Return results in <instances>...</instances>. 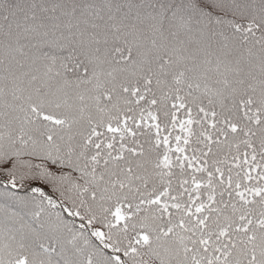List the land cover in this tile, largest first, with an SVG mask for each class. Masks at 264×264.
I'll return each instance as SVG.
<instances>
[{
	"label": "snow or ice",
	"instance_id": "1",
	"mask_svg": "<svg viewBox=\"0 0 264 264\" xmlns=\"http://www.w3.org/2000/svg\"><path fill=\"white\" fill-rule=\"evenodd\" d=\"M0 264H264V0H0Z\"/></svg>",
	"mask_w": 264,
	"mask_h": 264
}]
</instances>
